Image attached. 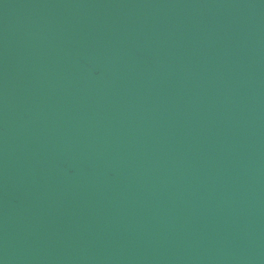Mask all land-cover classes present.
Returning a JSON list of instances; mask_svg holds the SVG:
<instances>
[{
    "label": "water",
    "instance_id": "95a60500",
    "mask_svg": "<svg viewBox=\"0 0 264 264\" xmlns=\"http://www.w3.org/2000/svg\"><path fill=\"white\" fill-rule=\"evenodd\" d=\"M0 264H264V0H0Z\"/></svg>",
    "mask_w": 264,
    "mask_h": 264
}]
</instances>
